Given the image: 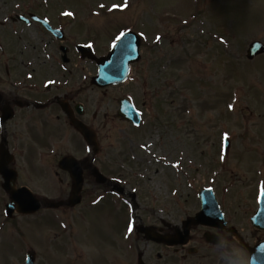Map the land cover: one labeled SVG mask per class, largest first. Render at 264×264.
I'll list each match as a JSON object with an SVG mask.
<instances>
[{
	"label": "rangeland",
	"instance_id": "obj_1",
	"mask_svg": "<svg viewBox=\"0 0 264 264\" xmlns=\"http://www.w3.org/2000/svg\"><path fill=\"white\" fill-rule=\"evenodd\" d=\"M42 1L0 0V16L28 5H35L38 15H55L72 4L79 17L76 40H90L96 56L131 29L141 38L143 60L152 61L132 71L125 89L111 90L105 101L127 96L126 90L141 100L143 81L156 91L151 88V117H156L147 114L131 142L120 138L119 126L111 122V113L107 116V174L120 177L124 190L137 194V210L123 206L116 215L109 213L125 237L132 213L143 221L175 224L199 209L196 195L205 188L233 200L236 210L247 211L252 204L254 209L253 199L264 188V55L249 61L246 50L252 41L264 44V0H46L48 7L38 8ZM122 3L127 12L119 11ZM95 71L92 63L76 68L86 77ZM92 96H97L94 91ZM224 138L230 141L227 152L222 151ZM23 162L17 163L22 182L37 197L56 202L52 161L47 168L28 157ZM8 201L0 187V264H23L28 251L35 254V264H71V241L83 252L87 234L95 239L112 226L95 207L87 215L94 214L97 222H89L84 202L71 211L41 210L39 216L8 220ZM77 262L83 264L82 253Z\"/></svg>",
	"mask_w": 264,
	"mask_h": 264
},
{
	"label": "flooded vegetation",
	"instance_id": "obj_2",
	"mask_svg": "<svg viewBox=\"0 0 264 264\" xmlns=\"http://www.w3.org/2000/svg\"><path fill=\"white\" fill-rule=\"evenodd\" d=\"M40 6L38 8L48 7ZM6 12L8 14L0 16V118L2 111H5L4 117L9 118L5 134L6 146L14 157L9 167L17 173L14 189L26 187L34 194L29 183H23L20 178L22 166L21 163L17 165L18 160L23 162L28 157L31 164L37 166L39 162L46 168L52 161L49 169L55 185L54 200L65 202L74 182L58 163L71 157L81 171L79 196L88 221L97 222L94 214L93 217L87 215L93 207L96 213H101V220L107 216L112 220L107 234L98 232L95 239L86 235L83 252L77 251L71 241V264H80L77 259L81 253L83 264H250L249 249L264 242L263 238H256V235H264V231L245 228L254 215V211H250L252 205L250 210L239 211L233 200L229 202L231 199L226 201L223 197L217 198L222 217L217 213L205 217L201 224L186 226L185 220L197 211L175 224L143 221L134 215L133 230L125 237L123 229L118 227V219L115 221L110 214L116 215L123 206L127 210H137V194L126 192L119 184L120 177L107 174V116L111 113V122L119 126L120 138L131 142L134 132L143 126L145 112L153 115L155 94L151 88L156 92L155 89L148 88V82L143 81L142 99L126 98L140 114V125L133 127L131 122L117 118V101L124 96L117 101L113 98V107L112 101H105L114 88L98 90L91 85V76L76 72L80 66L77 59L85 64L88 62L76 50V34L80 30L77 16L53 15L49 11L38 15L45 20L43 24L31 19L29 14L37 12L33 7L25 6L18 12L24 20H19L15 13ZM67 12H74L72 4ZM54 30L60 32L55 35ZM151 62L144 60L142 65L141 61L135 64V72ZM125 85L115 88L119 90ZM93 91L97 95L94 99ZM125 93L131 94V91ZM72 120L94 133L96 146L86 142ZM91 167L98 169L101 176H94ZM42 172L45 175L46 170ZM36 198L49 199L46 196ZM58 209L71 211L74 208L63 204ZM143 228L150 230V239L142 232Z\"/></svg>",
	"mask_w": 264,
	"mask_h": 264
},
{
	"label": "water",
	"instance_id": "obj_3",
	"mask_svg": "<svg viewBox=\"0 0 264 264\" xmlns=\"http://www.w3.org/2000/svg\"><path fill=\"white\" fill-rule=\"evenodd\" d=\"M133 34L127 33L122 36L121 40L114 46L113 50L108 54L106 58L96 59L98 65V74L95 78H93L92 83L97 85L98 87L117 84L122 82L127 74L128 65L136 60H138V47L139 42L138 39ZM264 53V46L261 43L254 42L250 44L247 50V59L252 60L254 57ZM6 121V118H2V124ZM76 128L83 133V135L90 142V134L84 132L82 127L78 124L74 123ZM229 143L225 142V148H228ZM70 159H64L61 164L64 169L68 170L74 179L75 188L72 190L70 195V200L67 204L75 205L79 202L78 192H79V184L81 182V177L77 178V174L74 172L73 166L76 164H72L68 162ZM11 161L8 152L4 146V141L0 145V176L3 179L2 188L12 194V200L9 204L6 205V214L8 216L11 215L13 211V206L17 205V211L21 213H34L40 208V202L37 201L34 196L27 192L25 199L15 198L12 192V184L15 178V172L13 170L8 169V164ZM72 161V160H71ZM74 163V162H73ZM72 164V166H71ZM77 168V167H76ZM80 174V172H79ZM26 191V190H25ZM199 197L202 202V210L199 214H197L193 219L189 220V222H193V224H197L201 220L199 218L204 217L208 214L214 213L217 209L213 194L210 190H204L200 193ZM60 204L54 203H45V206L48 207H58ZM264 221V191L262 193V197L259 203V208L255 215V218L252 220L253 224L257 227H261L259 225L260 221ZM148 237V230L144 231ZM252 256V264H264V244L258 246L253 249L251 254ZM34 254L28 253L25 264H34Z\"/></svg>",
	"mask_w": 264,
	"mask_h": 264
},
{
	"label": "snow or ice",
	"instance_id": "obj_4",
	"mask_svg": "<svg viewBox=\"0 0 264 264\" xmlns=\"http://www.w3.org/2000/svg\"><path fill=\"white\" fill-rule=\"evenodd\" d=\"M124 6H125V7L127 6V5H126V3H125V5H124Z\"/></svg>",
	"mask_w": 264,
	"mask_h": 264
}]
</instances>
